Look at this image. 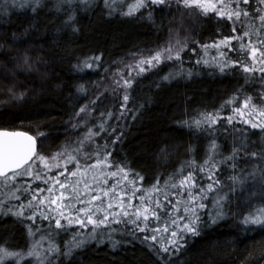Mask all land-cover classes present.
Instances as JSON below:
<instances>
[{
	"label": "snow or ice",
	"instance_id": "6c2138e0",
	"mask_svg": "<svg viewBox=\"0 0 264 264\" xmlns=\"http://www.w3.org/2000/svg\"><path fill=\"white\" fill-rule=\"evenodd\" d=\"M173 3L181 12V27L169 28L167 41L155 49L131 53L133 62L119 61L126 74L120 67L112 73L111 92L120 94L118 112L99 110L109 91L106 87L74 112L72 128L86 130L50 157L38 149V142L48 135L39 128L37 135L0 128V219L14 217L25 227V243L21 244L12 229L0 225V264H72L77 253L93 243L99 247L107 242L116 250L123 242L117 235L138 239V234H143V241L158 255L175 256L187 247L189 236L199 237L209 224L217 225L229 217H239L246 235L253 228L264 229V207L249 205L246 213L239 210L240 205L236 212L231 207L232 194L248 180L258 181L264 192V0H103L108 15L119 11L149 21L165 8L169 9L167 15H172ZM94 5L95 0H12L13 7L30 10L33 15L44 9L63 15V26L73 33L79 31L77 10ZM185 13L197 20L215 16L218 23L231 26L233 35L211 45L199 44L188 35L181 37ZM195 44L205 56L209 48L217 50L210 59H197L196 65L221 74L239 67L245 85L258 81L260 87L252 93L241 86L219 108L181 121L190 129L209 131L211 138L203 157L194 155L198 149L189 146L191 159L145 187V177L128 161L115 160L109 150L123 136L121 125L111 122L128 114L135 119V111L129 108L134 101L132 90L136 77L150 69L171 61L176 70L163 80L191 78L194 69L184 68V53ZM191 51L195 54L197 50L191 47ZM23 66L32 68L28 55ZM101 66L102 55L92 54L77 57L73 69L85 72ZM88 83L78 84L77 92L87 96ZM90 83L101 87L99 81ZM8 92L15 99L24 97L11 87ZM228 108L230 113H225ZM160 151L167 158V149ZM250 161L259 164L251 171L240 166ZM225 169L230 171L227 181L222 178ZM53 170L58 171L50 174Z\"/></svg>",
	"mask_w": 264,
	"mask_h": 264
},
{
	"label": "trees",
	"instance_id": "16d2710c",
	"mask_svg": "<svg viewBox=\"0 0 264 264\" xmlns=\"http://www.w3.org/2000/svg\"><path fill=\"white\" fill-rule=\"evenodd\" d=\"M170 11L172 15H167L168 8L164 12L157 11L154 21L139 16L126 17L119 11L108 15L103 0H95V5L88 10H77L79 31L73 33L63 26V15L47 9L33 15L30 10L13 7L12 0H0V128L27 131L32 135H37L39 128L48 134L38 142L39 151L47 156L86 130L72 128L76 122L72 119L74 112L106 87L109 91L105 92L106 99L99 110L113 108L118 112L120 94L111 92L112 73L117 67L124 68L119 61L133 62L131 53L155 49L167 41L169 28L181 27V12L177 11L175 3ZM183 28L181 37L188 35L199 44L211 45L223 36L233 35L231 26L224 21L218 23L215 16L197 20L185 13ZM199 44L190 45L184 53V68L194 69L191 78L177 76L170 81L163 80L164 75L176 70L177 66L171 61L150 69L136 77L132 90L134 101L129 108L135 111V119L128 114L119 122H111L121 125L119 131L123 136L109 150L113 151L115 160L128 161L133 170L145 177V187L155 183L158 176L166 178L185 160L191 159L187 153L189 146L198 149L194 155L203 157L211 138L209 131L190 129L181 121L200 111L219 108L241 86L252 93L260 87L258 81L245 85L239 67L221 74L196 65L197 59H210L217 51L209 48V55L205 56ZM191 47L196 48L195 54ZM92 54L102 55L100 68L85 72L73 69L77 57ZM25 55L31 58V69L23 66ZM105 68L110 71L106 73ZM92 81H99L101 87L97 89ZM85 82H89L87 96L78 93L76 88ZM10 87L17 96L24 93L23 99L13 98L8 92ZM230 111V108L225 109V113ZM98 142L103 144L104 140ZM162 148L167 149V158L161 154ZM258 164L250 161L240 166L251 171ZM228 175L230 171L225 169L222 178L227 181ZM232 200L233 212L240 205L239 210L246 213L249 205L253 209L264 207V192L258 181L248 180L242 187L238 186ZM238 220L239 217H229L217 225L209 224L201 236H189L187 247L175 256L158 255L143 241V234H138V239L117 235L123 242L116 250L107 242L99 247L93 243L78 252L72 264H242L244 261L264 264L261 255L264 229L253 228L246 235ZM0 225L12 229L17 240L25 243V227L14 217L0 219Z\"/></svg>",
	"mask_w": 264,
	"mask_h": 264
},
{
	"label": "rangeland",
	"instance_id": "374dc122",
	"mask_svg": "<svg viewBox=\"0 0 264 264\" xmlns=\"http://www.w3.org/2000/svg\"><path fill=\"white\" fill-rule=\"evenodd\" d=\"M123 70H124V72H125V74L127 73V69H124L123 68ZM134 74V73H133ZM47 156H51V155H47ZM41 167H42V165H41ZM62 170V169H61ZM56 171H58V170H53V172L52 173H50V174H55L56 173ZM41 187H44V185L43 184H41Z\"/></svg>",
	"mask_w": 264,
	"mask_h": 264
}]
</instances>
